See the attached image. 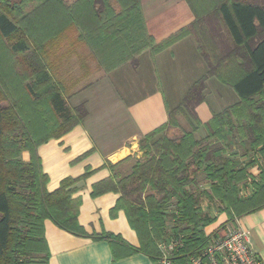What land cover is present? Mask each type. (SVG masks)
I'll return each instance as SVG.
<instances>
[{"label": "trees", "instance_id": "16d2710c", "mask_svg": "<svg viewBox=\"0 0 264 264\" xmlns=\"http://www.w3.org/2000/svg\"><path fill=\"white\" fill-rule=\"evenodd\" d=\"M141 1L78 0L65 7L63 0H0V264H32L35 259L48 264L46 220L75 236L108 240L115 259L142 253L154 262L160 255L158 243L170 236H184L183 253L206 244L205 229L218 216L204 211V200L218 202L227 222L264 207V169L261 184L255 182L248 197L242 195L252 178L249 169L264 162V3L205 0L201 6L208 16L196 11L191 25L156 44L146 32ZM71 25L84 30L107 71L134 61L145 49H166L190 33L209 69L169 112L168 123L141 139L143 158L131 173L94 185L92 197L121 195L114 210L125 211L139 248L113 234L91 235L79 223L81 199L74 195L88 173L47 191L49 178L38 148L88 116L84 105L68 107L54 79V47L64 36L61 29ZM212 77L231 87L240 102L214 114L204 124L207 135L198 139L195 132L203 123L195 109L206 102V82ZM178 113L186 115L192 130L178 139L158 137L170 124H178ZM227 136L249 145L255 155L248 163L211 147ZM25 151L29 162L22 159ZM203 173L210 187L198 192L194 188Z\"/></svg>", "mask_w": 264, "mask_h": 264}, {"label": "crops", "instance_id": "0c3cea01", "mask_svg": "<svg viewBox=\"0 0 264 264\" xmlns=\"http://www.w3.org/2000/svg\"><path fill=\"white\" fill-rule=\"evenodd\" d=\"M77 1L63 0V4L71 7ZM204 1L142 0L147 34L155 39L156 44L165 41L191 25L196 19V11L199 15L204 13L205 7L201 6ZM69 28H62L61 31L66 35ZM76 33L75 61L71 56H66L63 61L69 58L64 62L74 61L78 66L82 62L81 54H85L92 63L83 68L82 75L75 82L71 79V82L57 79L56 82L62 88L68 107L72 110L84 105L88 116L61 138L51 139L38 148L43 172L49 178L47 191L53 193L58 190L66 178L78 179L88 173L74 195L81 199L79 223L91 235L113 234L139 248L138 235L131 228L125 211L114 210L121 195L108 192L92 197L94 185L131 173L135 164L143 158L141 139L168 123L169 112L181 105L192 86L209 69L191 33L159 52L145 49L136 57L135 63L129 59L113 65L110 71L95 61L97 49L87 40L84 30L76 26ZM70 49H67L69 53ZM54 52L60 58L59 52L63 53V48L58 52L54 47ZM62 55L65 56V53ZM61 70L57 78L62 76ZM82 83L83 87H78ZM70 90L72 92L68 94ZM205 95L206 102L196 108L203 125L195 136L203 130L206 136L204 124L214 114L240 102L235 91L215 77L207 80ZM164 132L158 137H164ZM22 159L29 162L30 153L23 152ZM260 165L249 169L252 178L248 180L247 187L252 190L255 182H262L264 163ZM221 216L209 226L212 231L227 222L226 214ZM237 225L249 233L253 249L264 264V207L239 217ZM45 237L50 250L48 264H153L142 253L115 259L108 240L75 236L50 220L45 221Z\"/></svg>", "mask_w": 264, "mask_h": 264}, {"label": "built area", "instance_id": "2783aa9c", "mask_svg": "<svg viewBox=\"0 0 264 264\" xmlns=\"http://www.w3.org/2000/svg\"><path fill=\"white\" fill-rule=\"evenodd\" d=\"M242 190L243 197L252 193ZM235 222H226L215 231L206 232L207 242L193 253H183V235H173L158 243L159 257L153 264H262L256 255L249 233Z\"/></svg>", "mask_w": 264, "mask_h": 264}, {"label": "rangeland", "instance_id": "374dc122", "mask_svg": "<svg viewBox=\"0 0 264 264\" xmlns=\"http://www.w3.org/2000/svg\"><path fill=\"white\" fill-rule=\"evenodd\" d=\"M249 1H255V0H249ZM256 1H259L260 3H264V0H256ZM207 11H204V13H203L204 17L209 15L208 14L209 12L205 13ZM201 16H202V14L200 15V17ZM213 25L214 24L210 22L208 27H212ZM218 30H220V29H218ZM77 37H78V34L76 33V26L71 25L69 28V32L66 35L64 34V36L59 39L58 44L56 45L57 51L59 52L60 48H63V53H65V56L62 55L63 53L59 52V54H60V58H59V56L55 53L56 54L54 56V63H55L54 64V67H55L54 77H56V78H54L55 81H56V79L59 81H62V82H65L66 80H68V82H71V81H69L70 79L72 81L77 80L82 75L83 68H88V64L91 65L92 60H88L87 59L88 57L87 56L85 57V54H81L82 57H80V59L82 60V62H80L78 66H76L77 64H74L76 54H73V53L76 51L75 45L78 44V42H76ZM2 46L3 45H0V51L1 52H2ZM72 46H74V47H72ZM67 49H70L71 53H69ZM66 56H71L72 58H74V61H70L68 63H65L64 61L69 60V58H68L67 60L63 61V59ZM95 61H98V59L96 58ZM60 70H61V72L63 71V74L61 77L59 76V78H57L56 75L60 72ZM86 71H87V69H86ZM74 85H76V84L74 83ZM83 85L84 84L82 83L78 87H83ZM71 92H72V90H70L68 92V94H71ZM210 97H211V95H210ZM195 112H196V109H195ZM196 114H197V112H196ZM197 116H198V114H197ZM176 118H177L178 124L177 125L170 124L169 127L164 132V134H162V136L165 135L166 137H169L172 139H178V138L182 137L185 132L192 130L191 124L189 123L188 119L186 118V115H184L183 113H178ZM204 132H205V130H203V133H198L196 135V137L198 139H204L205 138ZM210 145L212 148H217V147L223 148L224 155L226 157L233 159V160H236V161H239L240 164L248 163V161L251 160L252 157L255 155L254 152H251L248 149L249 145H245V143L242 142L241 139H238V138H232V137L227 136V138L224 142L212 143ZM209 187L210 186L206 180V175L203 173L200 175L198 185L194 188V190H197L199 192V191H202L205 189H209ZM149 192H151V191L148 190V193ZM203 202H204L203 204H204V211L205 212L209 213L211 216H214V217H216V216H218V218H219V216H220V218L223 217L220 214V205L218 202H210L209 200H204ZM173 210H174L173 207L170 208V211H173ZM167 226H168L167 230H170L172 228L171 220H168ZM206 230H207V232L212 231V229L209 227H208V229L206 228ZM36 261H39V260L35 259V261L32 264H42L41 260L38 263Z\"/></svg>", "mask_w": 264, "mask_h": 264}]
</instances>
